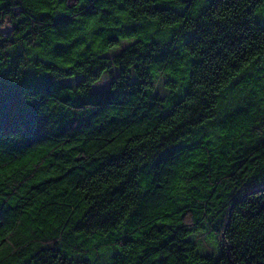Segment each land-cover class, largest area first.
Wrapping results in <instances>:
<instances>
[{
	"label": "clouds",
	"instance_id": "obj_1",
	"mask_svg": "<svg viewBox=\"0 0 264 264\" xmlns=\"http://www.w3.org/2000/svg\"><path fill=\"white\" fill-rule=\"evenodd\" d=\"M0 264H264V0H0Z\"/></svg>",
	"mask_w": 264,
	"mask_h": 264
},
{
	"label": "trees",
	"instance_id": "obj_2",
	"mask_svg": "<svg viewBox=\"0 0 264 264\" xmlns=\"http://www.w3.org/2000/svg\"><path fill=\"white\" fill-rule=\"evenodd\" d=\"M6 15H7V13H6ZM17 23H18V21H17ZM79 159H80L79 157L76 158V164H77V166H79ZM39 160H40V157H39V156L29 157V158H26V159L20 161V162L18 163V165H16V167H17V169H30V168H32V167L34 166V164H35L37 161H39ZM50 179H58V177H50ZM37 187H38L37 185L33 184V185L31 186V188H30V191L35 192L36 189H37ZM177 215H179V213H178ZM165 219H168V217L166 216ZM154 226H155V227H158V228H159L160 226H163V227H170V225L164 223V221H162V220H158L157 224L154 225Z\"/></svg>",
	"mask_w": 264,
	"mask_h": 264
}]
</instances>
